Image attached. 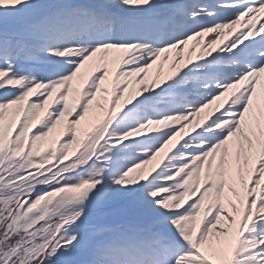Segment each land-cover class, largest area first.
Instances as JSON below:
<instances>
[{"label": "snow or ice", "instance_id": "1", "mask_svg": "<svg viewBox=\"0 0 264 264\" xmlns=\"http://www.w3.org/2000/svg\"><path fill=\"white\" fill-rule=\"evenodd\" d=\"M0 264H264V0H0Z\"/></svg>", "mask_w": 264, "mask_h": 264}]
</instances>
